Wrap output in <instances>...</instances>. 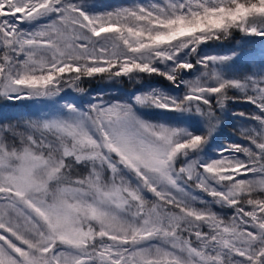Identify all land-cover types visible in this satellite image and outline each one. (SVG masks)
<instances>
[{
	"label": "snow or ice",
	"instance_id": "1",
	"mask_svg": "<svg viewBox=\"0 0 264 264\" xmlns=\"http://www.w3.org/2000/svg\"><path fill=\"white\" fill-rule=\"evenodd\" d=\"M236 34L264 45V0H0V97L55 109L0 124V264H264V47L201 48ZM145 76L171 90L62 95ZM237 103L246 143L205 158Z\"/></svg>",
	"mask_w": 264,
	"mask_h": 264
},
{
	"label": "rangeland",
	"instance_id": "2",
	"mask_svg": "<svg viewBox=\"0 0 264 264\" xmlns=\"http://www.w3.org/2000/svg\"><path fill=\"white\" fill-rule=\"evenodd\" d=\"M90 4H95L97 8L105 9V8H115L119 6H125L132 3H149L151 0H88ZM158 2H161V0H158ZM248 43L243 45V49L245 53L258 51L264 45L260 44V38L252 37L250 40H247ZM245 43V42H244ZM246 58H242L240 61L244 60ZM259 59V57H257ZM252 71L257 70L256 65H250ZM236 70H238L236 68ZM239 71V70H238ZM241 72H245L240 70ZM249 70H247L248 72ZM96 78V77H95ZM95 78L88 79L86 78L84 81H82V85L84 83H87V85H90V83L93 82ZM98 81L95 82V84L90 85L85 89L84 93H74L71 90H67L65 93H62V95L65 97V99H75L77 97L81 98L79 102L83 103V106L87 108V101L92 100L97 96H102L105 101H115V100H123L127 99L132 93L137 91H146L149 88H164L165 90H171L170 85L168 87H161L158 86L155 82H149L146 84H139L137 87H135L133 90H128L126 87H124L121 83L123 78H119L118 80L108 81L106 79L97 77ZM59 99V98H57ZM248 105V104H246ZM55 109L50 101H46L43 99L39 100H20V101H9L7 99H4L3 97H0V124H6V123H16V122H23L27 119H34L40 116H43L47 113L54 112ZM144 114V118L157 121L161 118L162 114L159 112H155V110H140ZM256 109L248 105L246 107L245 112H255ZM190 124V127H193L194 129H197L200 127L197 124L196 120H190L188 121ZM253 122L251 121H245L241 120L238 124L239 130L243 127H249L252 125ZM225 142H229L226 140H219L218 142L212 143V145L207 146L203 155L205 158L212 159L215 158V149L223 146ZM231 143V142H230ZM246 143V142H245ZM195 194L199 196H203L204 194L199 192V190L193 189ZM207 199H211L206 197ZM215 211H217L220 215L225 216L226 218L229 216L231 210L230 209H219L218 207L214 208Z\"/></svg>",
	"mask_w": 264,
	"mask_h": 264
},
{
	"label": "trees",
	"instance_id": "3",
	"mask_svg": "<svg viewBox=\"0 0 264 264\" xmlns=\"http://www.w3.org/2000/svg\"><path fill=\"white\" fill-rule=\"evenodd\" d=\"M252 37H243L242 34H236L235 39L231 41H225V42H209L208 44L202 45L201 48L204 53L207 54H226L229 51H231L233 48H243L244 42L248 39L250 40ZM236 68L240 71L249 70L250 65L247 62V59H244L242 61H238L236 64ZM85 80V79H84ZM83 80V81H84ZM98 81V78L96 77L90 85L95 84V82ZM149 82H155L158 86L161 87H168L169 84L167 81L162 79L158 76H145L143 80L136 81V82H130L126 78H123L121 81L122 85L126 87L128 90H133L135 87H137L139 84H146ZM87 83H84L82 85L84 89H87L88 86ZM246 103H237V104H229V107L221 113V127L217 130L215 136L211 140L208 146L212 145L214 142H218L219 140H226L229 142H239V143H245L243 139L240 138V131H239V122L242 120L238 116H233V111H245ZM78 174H85V169L82 167L77 170ZM74 173V174H77Z\"/></svg>",
	"mask_w": 264,
	"mask_h": 264
}]
</instances>
